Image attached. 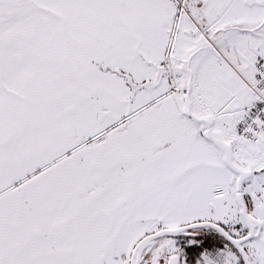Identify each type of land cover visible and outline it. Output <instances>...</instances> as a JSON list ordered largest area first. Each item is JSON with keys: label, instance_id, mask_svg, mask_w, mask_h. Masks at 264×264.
Returning <instances> with one entry per match:
<instances>
[{"label": "snow or ice", "instance_id": "1", "mask_svg": "<svg viewBox=\"0 0 264 264\" xmlns=\"http://www.w3.org/2000/svg\"><path fill=\"white\" fill-rule=\"evenodd\" d=\"M0 264H264V0H0Z\"/></svg>", "mask_w": 264, "mask_h": 264}]
</instances>
